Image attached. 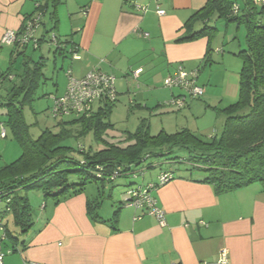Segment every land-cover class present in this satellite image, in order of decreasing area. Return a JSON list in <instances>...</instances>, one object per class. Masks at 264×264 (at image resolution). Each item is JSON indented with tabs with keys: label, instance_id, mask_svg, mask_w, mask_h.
Segmentation results:
<instances>
[{
	"label": "crops",
	"instance_id": "obj_1",
	"mask_svg": "<svg viewBox=\"0 0 264 264\" xmlns=\"http://www.w3.org/2000/svg\"><path fill=\"white\" fill-rule=\"evenodd\" d=\"M208 1L0 0V70L11 56L8 57L5 49L14 56L18 54L16 46L2 45V37L8 30H23L30 17L38 15L40 4L45 15L36 37L45 41H39V47L33 44L29 47L33 52H40L39 59L45 58L48 70L53 64L56 71L59 59L64 65L65 58L70 63L68 71L77 79L96 69L111 75L116 70L129 79H134L137 71L140 74L136 79H140L144 68L165 69L166 79L179 68L187 72L198 70V82L204 94L208 99L218 98L214 89H205L200 81L209 40L176 43L185 33L186 22ZM158 9L165 11V15H158ZM142 33L149 34V38L142 37ZM54 34L62 43L58 53L54 46L48 45V38ZM102 58L106 59L105 63ZM45 81L48 82L47 77ZM54 85L55 94L47 96L59 97L66 93L58 83ZM170 90L171 97L163 104L172 100L173 95L182 94ZM219 99L223 103L231 98L225 94ZM215 103L209 100L207 108L219 107ZM192 107L193 103L190 111ZM174 176L173 181L155 193L157 206L165 215V227L145 210L123 203L117 206L112 191L109 204L102 199L98 206L101 217L98 220L92 219L89 203L98 198L99 188L86 186L80 193L61 201L37 195L35 198L42 199L43 203L38 214L34 213L32 228L26 235L14 233L23 239L25 246L21 242L5 243L3 264H218L224 250L229 264H264V186L261 183L218 194L213 186L203 182L204 172L194 176L177 170ZM158 177L150 182H157ZM2 237L0 234V240ZM13 246L16 250L10 252Z\"/></svg>",
	"mask_w": 264,
	"mask_h": 264
},
{
	"label": "trees",
	"instance_id": "obj_2",
	"mask_svg": "<svg viewBox=\"0 0 264 264\" xmlns=\"http://www.w3.org/2000/svg\"><path fill=\"white\" fill-rule=\"evenodd\" d=\"M235 8H238L237 11ZM216 18L225 20L227 26L244 25L246 29L245 47L236 54L242 61L238 101L228 107L213 108L218 117L225 116L220 135L202 136L190 129L173 134L161 131L158 135H152L148 123L143 121L137 131L125 139L124 144L110 142L106 136L114 125L109 118L117 101H96L101 104L98 111L92 108L84 115L71 112L65 116L74 117L69 121H64V117L52 116L53 103L51 116L59 120L56 126L58 132L46 129L37 139H33L25 120L24 108L34 101L37 90L45 80L47 62L45 58L35 61L26 55L29 46L15 45L18 56L26 59L20 84H15L7 95L0 96V108L4 111V120L0 118V133L1 125L6 129L5 138L8 137L7 130H10L20 144L22 154L15 162L0 168V202L6 205L0 212V234L3 235L0 248L3 254V246L5 243L8 245V241L15 244L21 242L25 246L23 239L20 240L14 233L26 235L32 228L34 211L27 192L35 190L42 192L45 198L66 200L83 191L88 180L104 188L113 187L121 178L136 179L138 173L145 176L149 168L157 167L153 164L144 167L150 158L173 156L167 160L180 159L191 169L204 172L203 182L213 186L218 194L237 191L256 183L264 186V0H243V5L231 0H209L186 22L185 33L176 43L207 38L210 47L205 63H210L211 44L218 31L211 21ZM51 36L48 38L49 44ZM55 36L62 44L60 37ZM34 38L37 39L36 33ZM38 41L45 40L41 38ZM59 50L56 48V53ZM61 55L66 56L64 53ZM12 66L0 73L1 82L14 80ZM163 106L166 107L165 104ZM72 127L80 128L76 135ZM90 134L97 146L95 143L89 148L79 145L77 152L82 158H74L76 149L65 142ZM103 159L108 161L101 163ZM175 172H161L160 175L168 174L169 177L164 183L160 182L159 175L157 182L130 184L126 199L127 192L139 186L154 185L159 190L175 179ZM74 173L86 176L88 180L70 183V175ZM104 197L112 198V195L105 196L100 191L98 198L89 203L93 220L101 219L97 210ZM123 205H127V202L124 201ZM120 208L115 212L116 216ZM15 246L10 252L16 250Z\"/></svg>",
	"mask_w": 264,
	"mask_h": 264
},
{
	"label": "rangeland",
	"instance_id": "obj_3",
	"mask_svg": "<svg viewBox=\"0 0 264 264\" xmlns=\"http://www.w3.org/2000/svg\"><path fill=\"white\" fill-rule=\"evenodd\" d=\"M240 5H243V0H231ZM211 25L217 28V33L212 41L213 50L211 52L210 63H205L200 68V81L203 82L205 89H214L218 94V98L209 97L206 93L202 98H196V100L190 102L194 107L190 111V106L179 110L176 107H164L163 103L171 97L172 92L165 85L164 78L167 74L165 69L150 70L144 68V73L141 74L140 79H129V77L122 76L117 73L116 70L113 72V76L116 78L115 86L116 91L119 95L118 101L110 115L109 121L114 125V129L107 133L106 138L114 143L121 142L124 144L125 139L130 135L134 134L141 123L146 121L150 128L152 135H158L161 131H166L169 134L176 133L183 129H190L198 132V135L211 136L220 135L223 129V122L225 116H218L214 111L213 106L209 105L211 109L207 108V103L210 100L217 102L218 108L228 107L238 101L239 98V81H240V70L242 67V61L238 54L240 48L245 47V36L246 29L244 25L229 24L223 19H214L211 21ZM51 36V35H50ZM69 36V35H68ZM67 39V36L63 37ZM61 38V39H63ZM65 39V40H66ZM49 45V43H48ZM112 45H109L111 48ZM5 47V46H4ZM44 51L47 52V45L44 46ZM5 48H8L5 47ZM8 55L6 64L1 68V72H5L12 65L14 80H6L1 82L0 80V96L7 95V92L12 89L16 84H20L21 76L23 74V63L25 61L23 56L16 54L14 57L10 54V50L5 49ZM12 52V51H11ZM29 57L38 60L40 58V52H33L32 47L26 50ZM75 57V55H74ZM69 58V57H68ZM103 59V58H102ZM106 59H103L105 63ZM62 59H59L58 68L56 71L53 68H46L45 74L47 81H43L42 85L37 90V94L34 97V101L31 104H27L24 108V116L26 123L30 126V135L33 139H37L44 130L51 129L54 133L58 132L56 126L59 120H55L51 116L50 108L53 106V97L57 95H48V93L55 94L56 86L58 83L62 90L67 91L69 86V77L66 74L68 66L70 65L69 59H64V65H62ZM13 63V64H12ZM48 65V64H47ZM62 66L64 68L62 69ZM197 70V69H196ZM102 71V70H101ZM106 71V70H105ZM103 71V72H105ZM107 72V71H106ZM159 73V76H156ZM157 78H156V77ZM49 77L51 79L49 80ZM155 77V78H154ZM205 82V83H204ZM204 89V88H203ZM129 90V91H128ZM128 92H130L128 94ZM174 92H180L174 90ZM206 92V91H205ZM62 93V92H61ZM227 95L226 101L220 102V97ZM63 96V95H61ZM60 97V95H59ZM220 102V103H219ZM101 104L96 102L93 105L95 111H98ZM3 109L0 108V118L4 120ZM64 121L74 119V117H64ZM75 135L80 130L79 127H72ZM199 130V131H198ZM8 131V137L2 138L0 136V168L7 164L15 162L22 154V148L18 141L13 137L10 130ZM74 135V136H75ZM93 135H88L84 138H70L65 144L69 147H73L76 151L73 153L74 158L81 160L82 156L77 152L79 145H83L89 148L91 145H95ZM97 146V144H96ZM174 158L173 156H166L160 158H150L144 163V167L148 164H153L156 168H149L144 177L141 173H138L136 179L121 178L113 187H102L100 184L92 180H88L86 176L81 174H71L70 183H79L82 180H88L86 186L89 188H99L102 192L104 191L105 196L109 195L112 191L113 197L117 201L116 205L123 203L126 197V190L130 184H146L149 183L153 177H158L161 172L180 170L181 173L186 175L200 176L202 172L197 169H191L189 165L183 163L180 159H169ZM71 170V169H70ZM138 171L140 168L137 169ZM25 195L26 192H23ZM30 199V204L34 208L35 216L38 214L39 207L42 205V199H36L37 195L44 194L38 191L27 192ZM51 199V198H48ZM103 203L108 202L109 197L103 198ZM37 202V205H36ZM6 205L4 202H0V212L5 209ZM13 222L10 223L12 225Z\"/></svg>",
	"mask_w": 264,
	"mask_h": 264
},
{
	"label": "built area",
	"instance_id": "obj_4",
	"mask_svg": "<svg viewBox=\"0 0 264 264\" xmlns=\"http://www.w3.org/2000/svg\"><path fill=\"white\" fill-rule=\"evenodd\" d=\"M139 9L144 10V8ZM237 9L235 8L236 11ZM157 13L160 16L165 15V11L160 9H158ZM41 14L38 13V15L30 17V21L24 25L21 31H6L1 40L2 45L12 47L17 44L22 46H30L33 44L35 47H39V41L34 36L42 21L43 15ZM51 37L52 41L50 45L61 49L62 44L59 43L55 34ZM142 37L149 38V34L142 33ZM139 74L140 71L135 72L134 78H138ZM67 75L70 82L66 93L61 97L55 96L52 99L54 103L52 109L53 117H65L71 112H75L76 115L88 114L96 101L115 102L118 100V93L115 86L116 78L111 74H106L96 69L81 79L74 78L71 71H68ZM198 79V70L187 72L183 68H179L175 75L168 77L165 80L166 87L172 90H179L182 94L180 96H173L172 100L165 104L166 107L183 109L191 100L202 98L204 96V89L199 85ZM0 135L2 138L6 137V129L3 125H1ZM168 178V174H162L159 177L161 183L167 181ZM157 191L158 188H155L154 185H149L144 188L139 186L137 189H132L127 192L128 198L125 201L127 205H132L137 209L145 210L151 215H154L160 225L165 227L166 219L164 212L158 208L157 200L152 195ZM3 260L4 254L0 248V264H3ZM218 264H229L227 251H222Z\"/></svg>",
	"mask_w": 264,
	"mask_h": 264
},
{
	"label": "water",
	"instance_id": "obj_5",
	"mask_svg": "<svg viewBox=\"0 0 264 264\" xmlns=\"http://www.w3.org/2000/svg\"><path fill=\"white\" fill-rule=\"evenodd\" d=\"M42 9H43V6L42 5H37V12L36 13H42L41 15H45L44 14V11H45V9H44V11H42ZM35 15V14H34ZM34 15H32V16H34ZM106 161H108V159H103V160H101L100 162L101 163H104V162H106Z\"/></svg>",
	"mask_w": 264,
	"mask_h": 264
},
{
	"label": "flooded vegetation",
	"instance_id": "obj_6",
	"mask_svg": "<svg viewBox=\"0 0 264 264\" xmlns=\"http://www.w3.org/2000/svg\"><path fill=\"white\" fill-rule=\"evenodd\" d=\"M61 49H62V47H61Z\"/></svg>",
	"mask_w": 264,
	"mask_h": 264
}]
</instances>
